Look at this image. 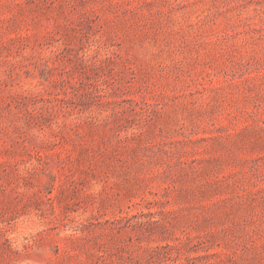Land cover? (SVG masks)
Returning <instances> with one entry per match:
<instances>
[{"label":"rangeland","instance_id":"374dc122","mask_svg":"<svg viewBox=\"0 0 264 264\" xmlns=\"http://www.w3.org/2000/svg\"><path fill=\"white\" fill-rule=\"evenodd\" d=\"M0 264H264V0H0Z\"/></svg>","mask_w":264,"mask_h":264}]
</instances>
